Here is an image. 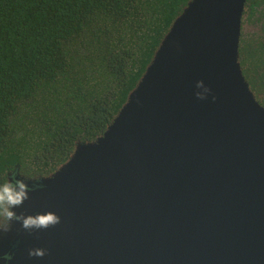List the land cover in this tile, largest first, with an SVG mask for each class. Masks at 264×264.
Returning <instances> with one entry per match:
<instances>
[{"label":"water","instance_id":"water-1","mask_svg":"<svg viewBox=\"0 0 264 264\" xmlns=\"http://www.w3.org/2000/svg\"><path fill=\"white\" fill-rule=\"evenodd\" d=\"M244 3L188 0L103 134L49 175L15 178L27 195L0 233L9 264H264V106L238 60ZM46 213L60 222L22 227Z\"/></svg>","mask_w":264,"mask_h":264},{"label":"trees","instance_id":"trees-1","mask_svg":"<svg viewBox=\"0 0 264 264\" xmlns=\"http://www.w3.org/2000/svg\"><path fill=\"white\" fill-rule=\"evenodd\" d=\"M187 1L0 0V184L47 176L101 136ZM241 25L264 106V0H245Z\"/></svg>","mask_w":264,"mask_h":264},{"label":"clouds","instance_id":"clouds-1","mask_svg":"<svg viewBox=\"0 0 264 264\" xmlns=\"http://www.w3.org/2000/svg\"><path fill=\"white\" fill-rule=\"evenodd\" d=\"M207 91V89H205ZM21 173V172H20ZM24 175L23 173H21ZM26 185L22 181H15V184L6 180L0 184V233L8 230L9 222L12 219H19L15 217L14 212L11 210L14 206H17L23 202L26 198ZM60 222V217L54 213H46L37 215L35 217L29 216L23 219L22 227L28 228H47L54 226ZM45 255V250L42 248H36L29 250V256L42 257ZM13 259L11 253L5 252L0 255V261L4 264H9Z\"/></svg>","mask_w":264,"mask_h":264},{"label":"flooded vegetation","instance_id":"flooded-vegetation-1","mask_svg":"<svg viewBox=\"0 0 264 264\" xmlns=\"http://www.w3.org/2000/svg\"><path fill=\"white\" fill-rule=\"evenodd\" d=\"M9 182L15 184V181L14 180L13 181L12 180H9Z\"/></svg>","mask_w":264,"mask_h":264}]
</instances>
